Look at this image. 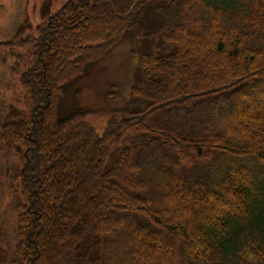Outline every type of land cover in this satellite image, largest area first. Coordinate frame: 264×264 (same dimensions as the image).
Returning <instances> with one entry per match:
<instances>
[{
  "label": "trees",
  "instance_id": "trees-1",
  "mask_svg": "<svg viewBox=\"0 0 264 264\" xmlns=\"http://www.w3.org/2000/svg\"><path fill=\"white\" fill-rule=\"evenodd\" d=\"M123 39L130 101L98 133L65 92ZM21 43L8 264H264V0H66Z\"/></svg>",
  "mask_w": 264,
  "mask_h": 264
},
{
  "label": "rangeland",
  "instance_id": "rangeland-1",
  "mask_svg": "<svg viewBox=\"0 0 264 264\" xmlns=\"http://www.w3.org/2000/svg\"><path fill=\"white\" fill-rule=\"evenodd\" d=\"M65 1L0 0V43L12 41L8 45H0V119L17 107H24L27 101L26 94L17 84L18 73L12 72L13 67L18 66L19 70L24 68V64L19 62V56L27 53L29 45H24L21 41L32 37L35 26L58 10ZM131 47V41L123 39L111 51L89 65L86 75L77 78L65 92L68 106L71 98L72 112L78 108L87 111L86 120L98 133L102 132L112 112L128 106L130 101V87L138 55L136 49L130 51ZM73 93L79 94L77 100H72ZM233 96L238 98L239 93ZM62 105L63 102L59 114L65 117L68 113H65L67 110ZM135 157L138 158V155ZM17 158L16 151L10 156L0 152V264L9 263L14 245L13 233L19 199ZM162 242L165 243L166 240Z\"/></svg>",
  "mask_w": 264,
  "mask_h": 264
}]
</instances>
